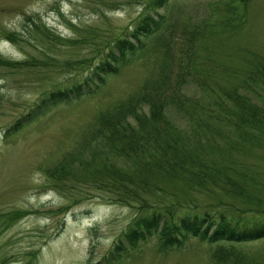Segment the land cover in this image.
I'll list each match as a JSON object with an SVG mask.
<instances>
[{"label":"rangeland","instance_id":"374dc122","mask_svg":"<svg viewBox=\"0 0 264 264\" xmlns=\"http://www.w3.org/2000/svg\"><path fill=\"white\" fill-rule=\"evenodd\" d=\"M149 1L0 0V55L23 62L0 66V214L25 212L14 224L0 218V264H97L150 209L139 211V193L149 206H171L176 214L206 211L236 219L252 216L249 209L264 211V139L223 147L225 135L238 138L215 120L225 113L218 102L232 104V90L264 103V0H170L160 9L163 25L97 89L5 135L42 96L81 82L114 40L134 27ZM120 101L126 111L113 108ZM104 112L131 123L137 135L167 120L198 136L207 147L197 148L212 159L206 175H221L224 162L233 168V187L151 172L158 184L126 192L135 202L125 203L118 201L121 192L91 186L92 173L101 176L105 167L123 179L140 166L132 153H119L109 126L96 132ZM60 163L72 166V173L55 182L45 172ZM159 244L153 234L112 264H264V237L210 243L189 235L166 252ZM217 248L233 255L214 260Z\"/></svg>","mask_w":264,"mask_h":264},{"label":"trees","instance_id":"16d2710c","mask_svg":"<svg viewBox=\"0 0 264 264\" xmlns=\"http://www.w3.org/2000/svg\"><path fill=\"white\" fill-rule=\"evenodd\" d=\"M170 0H150L145 12L138 19L134 27L121 36L116 38L113 45L100 58L98 63L93 67L92 71L86 75L81 82L65 89H56L44 96L29 107L26 112L20 114L6 128L5 135H11L21 130L25 125L34 121L38 117L44 115L53 107L71 102L86 93H91L97 89L100 84L104 83L105 75L116 72L117 64L124 60L127 55L132 54L144 44V38L157 31L164 21V14L160 9L165 8ZM23 62L17 64L0 55V66H20ZM231 105L222 104L224 116L215 119L221 125H224L237 136V140L227 134L223 138V147H245L244 144L255 142L256 138L264 139V103L256 102L247 94H241L236 89L232 90L230 96ZM231 97V98H229ZM135 96L127 98V101ZM125 100V101H126ZM124 101V100H123ZM122 101V102H123ZM116 103L113 108L123 110ZM118 106V107H115ZM126 111V110H123ZM130 115H134L132 109L129 110ZM126 113V112H125ZM121 112H117L116 116ZM108 113H101L97 120L101 122L96 132L104 130L105 126H109V135L113 139H118L120 143L117 150L122 156L126 153H132L140 162V166L131 170L127 177L121 179V172L116 169H108L105 167L101 176L92 173V178L87 180L93 187L113 188L114 191L121 192L118 201L135 202L133 196L126 195V192H136L135 190L150 191L151 187L158 184V180H153L148 175L159 173L165 175L164 178L171 179L181 177L187 182H195L198 185L207 184L208 181H216L218 185H226L229 189L233 187L231 174L233 168L229 165L221 163L219 171L206 175L209 170L207 164L210 158L203 154L197 147H207V142L201 141L198 136H191L189 132L178 131L175 126L170 125L167 120H163L160 125L149 126L148 129L141 131L138 135L134 131L131 123L119 122L115 120V115L107 117ZM214 120V119H213ZM138 122V117L133 118ZM206 129V126H202ZM111 129V130H110ZM235 129H238L240 136L237 135ZM127 136V137H126ZM228 140V141H225ZM250 142V143H249ZM244 146H243V145ZM239 145V146H238ZM253 147H259L257 144ZM147 165V166H145ZM75 167V166H74ZM72 166H66V163H60L56 167L47 169L45 174L48 178L58 181L59 176L65 177L72 173ZM146 169V170H145ZM144 171V172H143ZM123 173V171H122ZM148 173V174H147ZM97 176V177H95ZM83 177V176H82ZM81 177V178H82ZM213 180H211V179ZM86 180V179H85ZM206 181V182H205ZM134 189V190H133ZM140 194L142 202L139 204V211L150 207L144 214H139L132 224L113 242L108 254L104 256L97 264H112L123 253L132 247L138 246L153 234L159 236V251L166 252L181 244L184 237L192 235L201 237L210 243L221 242H246L264 237V211L249 209L246 212L253 214L239 218H232L224 213L212 215L203 211L199 213H179L176 214L171 206H157L152 203L150 206ZM5 222L14 224L19 219L25 217V212L20 209L12 210V213L5 212ZM233 254L230 249L217 248L211 257L214 260L226 261ZM24 264H31L27 261Z\"/></svg>","mask_w":264,"mask_h":264}]
</instances>
